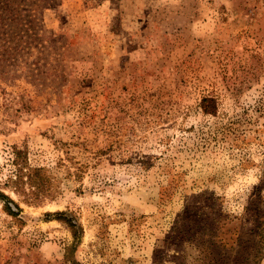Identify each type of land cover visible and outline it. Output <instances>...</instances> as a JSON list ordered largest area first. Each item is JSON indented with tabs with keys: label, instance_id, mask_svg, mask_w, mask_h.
Wrapping results in <instances>:
<instances>
[{
	"label": "rangeland",
	"instance_id": "obj_1",
	"mask_svg": "<svg viewBox=\"0 0 264 264\" xmlns=\"http://www.w3.org/2000/svg\"><path fill=\"white\" fill-rule=\"evenodd\" d=\"M0 193V264H264V0H0Z\"/></svg>",
	"mask_w": 264,
	"mask_h": 264
},
{
	"label": "trees",
	"instance_id": "obj_2",
	"mask_svg": "<svg viewBox=\"0 0 264 264\" xmlns=\"http://www.w3.org/2000/svg\"><path fill=\"white\" fill-rule=\"evenodd\" d=\"M212 102V101H210ZM204 111L205 113H208V114H213L214 113V108H209L208 106H204ZM16 157L17 159L20 158L19 156V151L16 152ZM19 168V174L17 176V179L16 181H14V183L17 185H22L24 184V181H23V177L24 175H26L27 177V181L29 182V184L31 186H39L40 183H41V179L40 181L38 182L36 180L35 177H38L37 174L41 171L40 169H34V170H30V172L28 174H23L24 173V166L23 164H21L19 161H17V164H16ZM34 194V192H33ZM0 198L3 199V200H6V203L8 202V204H6L5 206V209L9 212L10 215H16L15 212L12 210L11 206L9 203H12L13 205H15L16 208L19 209V206L14 202L12 201L9 197L5 196L4 194L0 193ZM58 219L62 222H66L72 232V235H73V238H74V244H73V247L71 248H74L73 251L75 250L76 246L78 245V242L80 241L81 237L83 236V229L81 226L73 223L71 220H68L65 218V215L64 213H58ZM209 221H206L204 223V227H203V232L205 234V236L207 237L208 236V233H212L213 230H211L209 224H208ZM183 237H186V235H184V232H183ZM70 248V249H71ZM69 249V250H70Z\"/></svg>",
	"mask_w": 264,
	"mask_h": 264
}]
</instances>
